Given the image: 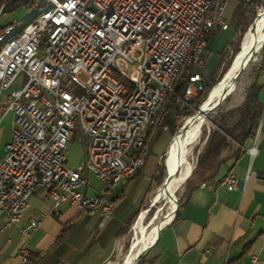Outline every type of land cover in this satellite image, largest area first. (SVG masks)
Listing matches in <instances>:
<instances>
[{"label":"built area","instance_id":"obj_1","mask_svg":"<svg viewBox=\"0 0 264 264\" xmlns=\"http://www.w3.org/2000/svg\"><path fill=\"white\" fill-rule=\"evenodd\" d=\"M213 1H221L217 16H209ZM227 2L67 0L0 54L1 90L23 76L21 86L0 99L2 112H12L11 139L0 158L3 226L20 220L36 187L47 189L54 215L68 202L79 215L98 217L100 225L110 218L114 203L107 191L144 163L147 132L158 116L166 117L165 104L189 48H197L201 64L202 25L215 22V28H226ZM17 21L3 25L0 38ZM139 44L142 58L131 81L121 63L134 62L132 52ZM205 88L201 76L190 73L175 101L190 107ZM74 131L80 134L83 157L70 166L66 150ZM248 151L252 155L255 145ZM89 173L101 184L92 194L86 191ZM221 183L232 188L238 180L228 172ZM37 224L31 220L20 234L29 236ZM18 256L19 264H37L24 245ZM249 256L254 264L256 252ZM223 264L230 263L225 259Z\"/></svg>","mask_w":264,"mask_h":264},{"label":"crops","instance_id":"obj_2","mask_svg":"<svg viewBox=\"0 0 264 264\" xmlns=\"http://www.w3.org/2000/svg\"><path fill=\"white\" fill-rule=\"evenodd\" d=\"M235 37L236 33L229 46L218 54L215 69ZM202 59L201 64L187 66L183 74L187 78L188 72L198 73L207 85L215 69L207 79L192 68L205 65L203 51ZM256 77L261 87L254 111L253 134L243 144L227 138L219 154L226 147L230 152L218 154L219 158L203 167L209 173L185 189L172 219L147 239L144 248L149 242L150 246L135 264H223L225 259L230 264H251L252 251L257 254L254 264H264V65ZM16 78L7 89H0L1 100L21 86L23 77L19 82ZM237 118L238 109L231 125ZM11 120L12 112L3 113L0 109V158L4 145L11 139ZM229 140L235 145L229 146ZM252 145L255 152L251 155L248 147ZM228 172L237 178L236 187L221 183ZM125 198L115 199L112 216L100 225L98 217L79 215L68 202L62 203L58 215H54L47 189L36 187L17 223L3 226L0 219V264H19L21 245L37 257V264H116V243L123 236L116 233L124 223L121 214L127 208L120 203ZM31 220H37V226L29 236H22L19 228Z\"/></svg>","mask_w":264,"mask_h":264},{"label":"rangeland","instance_id":"obj_3","mask_svg":"<svg viewBox=\"0 0 264 264\" xmlns=\"http://www.w3.org/2000/svg\"><path fill=\"white\" fill-rule=\"evenodd\" d=\"M47 2L48 6H51V3L49 1ZM237 2L238 0H228L226 5L225 19L229 23V27L226 29H215L214 27L213 29L215 30L212 29L213 31H211L209 34L206 48L203 50L205 65L192 67L194 71L199 72L207 79L209 77V72L215 69L218 54L229 46V43L235 36L236 32L231 24V17ZM263 8L264 4H257L253 6L251 11L247 12V18L248 20L250 19V23L244 27L243 31L237 32V44L235 46L232 45L229 47V49L222 55V59L218 63V68L215 69L212 77V79L215 80V84L224 78V75L228 71L235 56L237 54L239 55L240 42L242 40L243 34L249 28L250 24L254 22L257 15L264 10ZM36 12L37 9L35 6L21 4L12 10L5 11L0 16V25L3 26L13 20L19 19H22V21H29V19L32 18ZM252 18L253 20H251ZM252 32L254 34H263L264 29L255 27L253 28ZM262 44L263 45L259 47L252 55L251 61L245 62L238 76L229 86L226 92L227 94L222 98H216L211 104H209V110L206 114V122L201 126L196 141L189 153L190 166L188 171L191 169L192 173L179 185V187L176 188L168 200H159L157 202L152 201L157 188L163 182L165 187H169L178 176L180 160L177 155L176 146L174 144L175 139L179 136V127L185 123L184 119L194 114L197 107L190 108L193 111V113L190 114L187 112L183 114V110H180V114L177 115L175 119V124L178 126L175 132H172L170 127L167 130H159L158 128L154 129L149 139V154L146 155L147 157H145L144 164L139 166L133 174L109 188V192L106 194V196L110 197L114 205L116 204V201L114 200L116 197H127L126 201H129V203L131 202V209L136 210V214L131 220L128 230L117 240V252L114 255L116 264L122 262L123 259H125L127 255L130 254L133 248L139 230L135 229L134 225L140 214H142L140 227L146 231V236L148 239L150 237L149 232L153 227L173 217V210H176L175 205L177 207L179 199L181 198L185 189L196 179L200 178L201 176H205L206 173H209L205 171V168H203L205 165L197 164L198 157H200L204 151L211 133L217 129L220 130V127L230 126L234 121L235 116L237 115V108L241 105L243 100L245 89H247L249 83L254 80L264 65V42ZM132 57L134 62L123 61L121 64L122 72L125 74V76L129 80L135 81L142 58V45L139 44L135 47L132 52ZM186 67H184V69ZM22 77V74L18 75L16 78L17 82H19ZM213 87L214 86L211 88ZM211 88L206 90L203 100L206 99ZM80 92L81 89L78 88L77 93ZM79 136V132L75 131L72 138L70 139L71 142L69 141L70 145L68 143L69 147L67 148L66 156L67 163L71 166H74L83 157V146L81 141L78 140ZM229 143V146L235 145L232 140H229ZM229 152L230 150H227L226 147L225 150H223L220 154L226 155V153ZM99 187H101L99 180L92 173H89L88 187L86 189L87 193L92 194L94 190ZM130 246H132L131 249L129 248ZM145 253L143 255H145ZM139 258L134 260L131 264H135Z\"/></svg>","mask_w":264,"mask_h":264},{"label":"bare ground","instance_id":"obj_4","mask_svg":"<svg viewBox=\"0 0 264 264\" xmlns=\"http://www.w3.org/2000/svg\"><path fill=\"white\" fill-rule=\"evenodd\" d=\"M51 3V6H48V2ZM43 6L39 9L38 12L34 14L32 18L29 19V21H22V19L18 20L14 23V26L10 29L6 30V32L2 35L0 38V54H2L5 50L11 48L12 44L17 42L19 38L22 36V34L25 33V31L35 24L37 20L40 18H43V16L49 15L50 12L57 10V8L64 4L67 0H47ZM219 9H221V1H213V3L209 6V16H217ZM215 27V22H207V25H202L201 31H200V45L206 44V37L210 34L212 29ZM263 28L264 29V10L257 15V17L254 20V27L253 28ZM253 28L247 29L246 32L242 36V40L240 42V52L239 55L237 54L231 63L228 71L225 73L224 78L214 85V87L211 90L210 97L208 100L202 105L201 110L196 111L194 114L188 116L185 118L184 125H181L178 130L179 136L175 139V146L177 150V155L180 160V169L178 176L176 180L169 186L165 187L164 182L157 188L154 197L153 202H157L159 200H168L177 187L184 181L185 177H188V174H191V169L188 171L190 166V160H189V153L193 146V144L196 141V138L198 136V132L201 128V126L206 122V114L209 110V104H211L216 98H222L227 93V90L229 86L233 83V80L236 78V74L240 72L241 68L245 63H241L243 59H245L249 52H252L261 47L264 42V32L263 34H254L252 32ZM251 61V60H250ZM190 65H197V48H189L188 51V58L186 59V65L182 66V72L184 67L190 66ZM188 71V70H187ZM187 80L186 82L190 81V72L187 73ZM165 116H158V119H156V124L151 125V129L162 126V128H165L166 123H164ZM177 130V131H178ZM138 167H133V173ZM188 171V172H187ZM172 172V171H171ZM176 208V205H175ZM175 209L173 210L174 213ZM173 215V214H172ZM142 214H140L135 222L134 228L139 229L136 241L133 245V248L130 252V254L127 255L125 259L120 264H131L144 250H146L144 247L147 243V236L146 231H144L140 227ZM168 221V220H167ZM161 222V221H160ZM166 221L159 223L155 227L151 229L149 232V236H153V234L162 226L165 224ZM150 244V242H149ZM148 244V245H149ZM132 246L129 248L131 249Z\"/></svg>","mask_w":264,"mask_h":264},{"label":"trees","instance_id":"obj_5","mask_svg":"<svg viewBox=\"0 0 264 264\" xmlns=\"http://www.w3.org/2000/svg\"><path fill=\"white\" fill-rule=\"evenodd\" d=\"M7 0H0V6L2 3H4ZM47 0H13L9 4H7L1 15L8 10H12L15 7L25 4L29 6H35L37 9V12L39 9L43 6V4ZM260 5L264 4V0H238V2L235 5V8L233 10V14L231 17V24L234 27L236 31V37L234 41L232 42V45L235 46L237 44L238 36L237 32H241L244 30V27L250 23V19L247 18V12L251 11L254 5ZM264 9V8H263ZM0 15V16H1ZM253 20V18L251 19ZM229 24V23H228ZM2 25H0V28ZM208 37V36H207ZM206 37V40H207ZM257 76V75H256ZM257 77L254 78V80L249 84V86L246 89L245 98L241 105L237 108L238 109V118L237 120L229 127H220V130L217 129L211 133V135L208 138V142L206 144V147L200 157H198L197 164H203V165H209L210 162L216 158L219 154V151L225 147L227 144V138L230 137L233 140H236L239 144H243L244 141L250 137L253 134V127H254V111L257 106L258 102V93L260 90V85L257 83ZM186 77L182 74L180 75L178 81L176 82L174 86L173 93L169 96L166 106L168 108V113L165 117L164 123L168 125V128L170 127L172 132H175L178 126L175 124V119L177 115L180 114V110H183V114L186 112L188 114L193 113V111L190 108H196L199 106L201 101L204 99L206 90L211 88L215 85V80L210 79L209 82L206 85V88L204 90H201L198 92L197 96L191 101V106H185L180 103H176L175 97L177 95H180L183 91V87L186 84ZM187 109V110H185ZM185 110V111H184ZM158 128L159 130L162 129V126L155 127V129ZM154 129H149L146 135V142L148 145V152H149V139L152 135V131ZM239 149V147H238ZM148 154V153H147ZM137 170V169H136ZM135 170V171H136ZM119 197V196H118ZM117 198V197H116ZM115 198V199H116ZM127 198V197H126ZM125 200H122L120 205L124 208L126 206L124 213L121 214L124 219L123 225L120 226L119 230L116 234L121 235L124 234L129 227V224L131 223V220L133 219L134 215L136 214V210H132L131 206L129 205V201L127 202ZM114 199V200H115ZM128 200V199H127Z\"/></svg>","mask_w":264,"mask_h":264},{"label":"water","instance_id":"obj_6","mask_svg":"<svg viewBox=\"0 0 264 264\" xmlns=\"http://www.w3.org/2000/svg\"><path fill=\"white\" fill-rule=\"evenodd\" d=\"M12 1H13V0H7V1H5L4 3L1 4V6H0V15H1V13H2L4 7H5L7 4H9L10 2H12ZM253 27H254V22H253L252 24H250V26H249L248 29H251V28H253ZM254 53H255V50L252 51V52H249L248 55H247V57H246L245 59H243L241 63L249 62V61L251 60L252 55H253ZM237 76H238V73L236 74L235 77H237ZM215 85H216V84H215ZM211 90H212V88H211ZM211 90L209 91V93H208L206 99L203 100V101L199 104V106L197 107L196 111L201 110L202 105H203V104L208 100V98L210 97ZM188 176H190V174H188ZM186 178H187V177H185L184 180H185ZM149 246H150V244L148 245V248H149ZM148 248H147L146 250H144V251H143V252H142L137 258H139L140 256H142V255L148 250ZM137 258H136V259H137ZM136 259H135V260H136Z\"/></svg>","mask_w":264,"mask_h":264}]
</instances>
